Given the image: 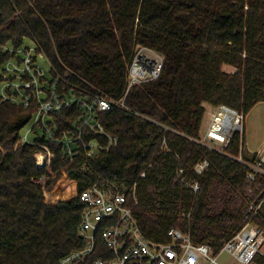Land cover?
Instances as JSON below:
<instances>
[{
    "label": "trees",
    "instance_id": "1",
    "mask_svg": "<svg viewBox=\"0 0 264 264\" xmlns=\"http://www.w3.org/2000/svg\"><path fill=\"white\" fill-rule=\"evenodd\" d=\"M26 39L68 85L63 95L84 103L99 93L123 96L138 47L162 55L163 68L157 80L130 90L127 109L89 118L117 139L92 158L84 145L107 147L108 139L87 129L77 139L86 117L81 102L53 115L52 140L43 130L36 144L21 135L36 107L0 104V264H59L83 248L81 195L95 184L134 190L135 219L156 243L179 229L218 254L251 221L264 177L248 179L237 160L240 136L224 153L196 140L205 105L246 116L264 103V0H0V66L11 57L4 47L18 50ZM225 65L236 71L224 72ZM43 146L53 158L38 167ZM202 161L209 166L198 174ZM99 246L97 256L100 239Z\"/></svg>",
    "mask_w": 264,
    "mask_h": 264
},
{
    "label": "built area",
    "instance_id": "2",
    "mask_svg": "<svg viewBox=\"0 0 264 264\" xmlns=\"http://www.w3.org/2000/svg\"><path fill=\"white\" fill-rule=\"evenodd\" d=\"M140 48L143 50L134 54L128 66L127 87L120 99L115 100L99 93L93 97L92 102L84 103L76 97L74 99L63 95L62 92L68 85L64 84V79L58 73L50 80L46 79L44 71L37 65V56L31 54L32 50H28L26 57L19 59V63L16 64L11 63L16 57V50L6 46L4 52L10 53L13 58L0 66V82L5 83L1 89L0 104L11 102L24 108L35 106L32 120L35 126L46 131L47 137L52 140L48 130V121H51V117L71 109L76 104L75 100L77 103L81 102L79 104L85 109L86 117L82 119L77 139L83 142L84 129L108 139L107 147H101L96 141L84 145L88 157L92 158L99 150L116 145L117 139L111 137L99 122H90L89 118L96 113L109 112L113 108L127 109L126 99L130 90L157 80L161 75L162 55L148 48ZM69 77L70 73L67 72L65 78ZM9 79H14V82ZM60 85L61 92L57 90ZM208 113L212 114L210 124L205 135L196 142L210 150L224 153L231 145L244 116L226 106L210 108ZM23 141L28 143L26 137ZM71 143L70 139H64L65 145ZM219 145L223 148L219 149L217 147ZM36 158L38 165L41 163L42 166L46 162H51L53 154L43 146V151L39 152ZM237 160L248 167V179L255 181L258 176H264V158L258 157L253 163L245 162L243 158ZM208 166V161H202L194 170L202 174ZM183 174L184 171L179 170V175ZM141 177L144 178L145 174ZM182 181L187 183L184 177ZM190 187L195 192L199 191L197 183L190 184ZM128 192L124 186L103 189L95 184L82 193L81 201L85 204V209L81 216L79 236L86 245L63 257L59 264H222L219 258L223 253H228L236 264H264V198L259 203L252 204L251 221L236 233L218 254H215L208 245H195L190 237L179 229L169 231L168 243H156L146 239L133 214V206L129 204L131 192ZM134 195L133 190L132 201L137 204ZM257 219L260 223L255 222ZM99 239L105 248L103 253L97 256L98 247L100 248Z\"/></svg>",
    "mask_w": 264,
    "mask_h": 264
},
{
    "label": "rangeland",
    "instance_id": "3",
    "mask_svg": "<svg viewBox=\"0 0 264 264\" xmlns=\"http://www.w3.org/2000/svg\"><path fill=\"white\" fill-rule=\"evenodd\" d=\"M10 48L14 50V48L12 47ZM36 48H37L36 44L32 40L26 39L24 45L20 49L16 50L17 52L16 57L14 58V61H11V63L13 62L18 64L19 59L20 60L24 59L26 57V52L28 50H32L31 54L33 56H37V65L39 66L40 69L44 71L46 79L50 80L52 78L51 65L45 56H40L39 54L36 53ZM140 50L143 49L138 47L136 52ZM12 58L13 55H11L9 60H11ZM222 69L224 72L227 73H234L236 71L235 68L226 65L223 66ZM13 80L10 81L14 82ZM10 81L8 82L11 83ZM4 85L5 83L0 82V96H1V89ZM205 108H206V113L204 116L203 125L200 131L199 138L205 135L206 130L210 124V120L212 119V114L208 113L209 109L210 108L217 109V106L214 107L207 104L205 105ZM239 126L240 127L235 133V135L238 134L240 136V147H241L240 152L242 154H240L239 158H243V161L249 163H253L258 157L264 158V103L257 104L246 116L243 117ZM21 135H22V140L23 138L26 137L28 143H34L39 137H42L43 130L40 127L35 128V123L33 122V120H31L22 130ZM217 147L219 149L223 148L221 145ZM37 154L38 153L35 154V158ZM36 163L38 167H41V165H38L37 158H36ZM254 202H257V200H255ZM254 202L252 203L254 204ZM219 260L222 264H236L234 259L228 253H223L220 256Z\"/></svg>",
    "mask_w": 264,
    "mask_h": 264
},
{
    "label": "bare ground",
    "instance_id": "4",
    "mask_svg": "<svg viewBox=\"0 0 264 264\" xmlns=\"http://www.w3.org/2000/svg\"><path fill=\"white\" fill-rule=\"evenodd\" d=\"M40 165H41V163H40Z\"/></svg>",
    "mask_w": 264,
    "mask_h": 264
}]
</instances>
